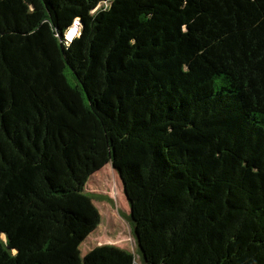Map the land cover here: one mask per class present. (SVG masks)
I'll return each instance as SVG.
<instances>
[{"label":"trees","instance_id":"trees-1","mask_svg":"<svg viewBox=\"0 0 264 264\" xmlns=\"http://www.w3.org/2000/svg\"><path fill=\"white\" fill-rule=\"evenodd\" d=\"M107 163L142 264H264V0H0V264H138Z\"/></svg>","mask_w":264,"mask_h":264},{"label":"rangeland","instance_id":"rangeland-1","mask_svg":"<svg viewBox=\"0 0 264 264\" xmlns=\"http://www.w3.org/2000/svg\"><path fill=\"white\" fill-rule=\"evenodd\" d=\"M84 191L92 196L100 213V222L80 244L81 255L94 246L113 244L131 252L135 261L142 264L127 218L129 206L117 171L110 163L105 164L88 178Z\"/></svg>","mask_w":264,"mask_h":264},{"label":"bare ground","instance_id":"bare-ground-1","mask_svg":"<svg viewBox=\"0 0 264 264\" xmlns=\"http://www.w3.org/2000/svg\"><path fill=\"white\" fill-rule=\"evenodd\" d=\"M77 26H73L72 29L69 30L68 32V37L72 36L76 30Z\"/></svg>","mask_w":264,"mask_h":264},{"label":"water","instance_id":"water-1","mask_svg":"<svg viewBox=\"0 0 264 264\" xmlns=\"http://www.w3.org/2000/svg\"><path fill=\"white\" fill-rule=\"evenodd\" d=\"M117 173H118V171H117ZM118 176H119V173H118ZM119 179H120V181H121V183H122V180H121L120 176H119ZM122 189H123V183H122ZM123 194H124V197L126 198V194H125L124 189H123ZM126 201H127V198H126Z\"/></svg>","mask_w":264,"mask_h":264}]
</instances>
